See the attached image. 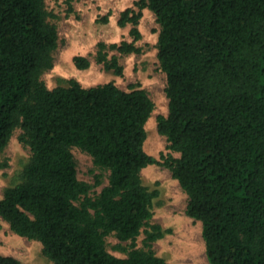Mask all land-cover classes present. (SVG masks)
I'll use <instances>...</instances> for the list:
<instances>
[{
  "label": "trees",
  "instance_id": "obj_1",
  "mask_svg": "<svg viewBox=\"0 0 264 264\" xmlns=\"http://www.w3.org/2000/svg\"><path fill=\"white\" fill-rule=\"evenodd\" d=\"M45 1L0 0V151L16 127L30 150L0 198V218L38 240L54 264H166L152 243L169 230L150 223L157 191L140 175L160 163L186 194L185 213L201 223L210 264H264V0H134L117 19L130 24L131 41L96 44L95 62L120 75L119 56L141 51L142 10L155 15L168 99L157 130L179 154L162 161L143 148L154 104L139 83L45 85L59 43ZM73 63L85 69L89 59ZM72 147L108 171L95 195L77 177ZM109 234L130 241L117 246L125 257L107 249ZM0 264L22 263L0 255Z\"/></svg>",
  "mask_w": 264,
  "mask_h": 264
},
{
  "label": "rangeland",
  "instance_id": "obj_2",
  "mask_svg": "<svg viewBox=\"0 0 264 264\" xmlns=\"http://www.w3.org/2000/svg\"><path fill=\"white\" fill-rule=\"evenodd\" d=\"M134 0H46V6L54 14L51 19L58 29L59 43L54 52L53 65L41 74V79L48 88L66 85L73 78L87 87L113 81L122 89L130 84L139 83L153 101V109L144 124L145 140L143 148L146 153L162 161L161 155L170 152L166 137L157 130V116L166 115L168 99L165 94V73L157 60V35L159 24L155 15L148 8L142 10L137 28L140 38L135 44L141 48L140 53L119 56L122 73L115 74L105 70L94 60L96 44L131 41L130 24L120 27L117 24L119 12L132 6ZM108 15L107 22L98 21ZM116 54L109 51L108 56ZM75 55H84L89 59V66L78 69L73 63ZM117 55V54H116ZM21 129L16 127L5 147L0 151V160L5 165L0 168V198L4 189L20 180L23 166L28 161L30 150L20 141ZM76 162L78 179L92 185L89 195H95L107 184L108 171L94 165L91 156L76 147L71 148ZM142 183L149 190H156L153 199L150 223H158L162 229L169 230L164 236L152 243L156 255L162 257L166 264H210L205 254V244L201 234V223L185 213L187 196L170 170L160 163L148 164L140 171ZM96 176L100 183L95 184ZM135 239V246L142 247L144 234ZM130 241H119L113 234L106 236L107 249L116 256L125 257L126 252L118 245L127 246ZM0 255H10L22 264H54L42 252L38 240L28 239L12 232L8 224L0 218Z\"/></svg>",
  "mask_w": 264,
  "mask_h": 264
}]
</instances>
